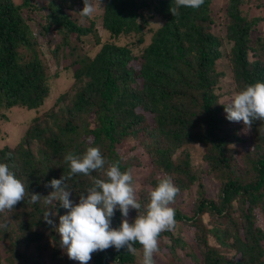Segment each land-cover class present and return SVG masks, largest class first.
Masks as SVG:
<instances>
[{"label": "trees", "instance_id": "1", "mask_svg": "<svg viewBox=\"0 0 264 264\" xmlns=\"http://www.w3.org/2000/svg\"><path fill=\"white\" fill-rule=\"evenodd\" d=\"M242 1L228 0L224 9L237 93L250 84L264 82V32L256 36L255 46L250 37L264 17L243 14ZM96 4L93 15L84 17L85 22L90 20L86 25L68 13L73 9L79 12L84 0H50L43 22H37L32 14L37 8L33 0H0V110L37 108L48 96L52 74L40 56L37 33L44 35L50 29L60 32L63 40L52 51L70 46L68 54L75 55L71 62L77 65L73 91L57 97V110L33 117L16 145L0 148V163L8 165L26 190L24 200L11 211L0 212V232L10 241L12 253L19 254L22 247L29 246H37L40 252L49 245L53 253H59L61 236L43 214L50 207L57 213L51 218L58 226L59 216L69 209L61 207L59 201L53 202L55 207L44 201L55 190L47 186L49 182L69 176L70 164L64 159L68 152L83 155L88 147H99L106 160L103 169L66 180L75 205L80 195H87V189L94 186L95 179L107 180L105 173L117 160L122 172L139 166L137 158L119 154L116 147L132 138L149 153L158 174L147 179L151 189L137 191L141 208L130 206V218L123 217L117 208L111 227L119 228L124 219L134 223L138 215L146 214L151 191L160 179L170 176L179 189L176 197L189 186L198 187L192 216L174 209V228L189 219L195 227L198 250L173 228L160 233L157 253L162 260L153 256L154 264H186L178 255L183 248L195 264H264V228L256 223L254 214L258 208L264 223V121H254L248 130L243 121L237 125L226 118V105L217 92L225 75L224 68L216 65L222 57L221 40L209 31L213 23L210 0H204L198 9L181 6L175 17L169 10L176 6L175 0H97ZM255 6L264 7V0L256 1ZM152 18L162 20V24L151 30L149 43L140 50L144 29ZM96 23L112 40L100 42ZM122 34L136 38L120 44L114 38ZM72 36L77 42L71 44ZM79 42L101 44L90 56L86 50L79 51ZM131 60L139 66L132 67ZM78 82L83 83L77 86ZM146 113L151 114L152 122ZM247 140L249 148L244 145ZM195 144L203 148L205 170L192 166V154L186 146ZM241 146L245 148L242 153ZM202 173H213L220 180L217 199L209 198ZM31 193L41 195L38 202L30 201ZM206 212L216 219L212 225L200 222ZM209 237L218 246L211 244ZM133 247L143 255L139 242ZM22 256L23 264H41L40 258ZM91 260L93 264H142L136 254L114 246L93 252Z\"/></svg>", "mask_w": 264, "mask_h": 264}, {"label": "clouds", "instance_id": "2", "mask_svg": "<svg viewBox=\"0 0 264 264\" xmlns=\"http://www.w3.org/2000/svg\"><path fill=\"white\" fill-rule=\"evenodd\" d=\"M204 0H175V7H170L174 17L181 6L198 9ZM95 11L93 0H84L82 17H91ZM225 106V105H224ZM226 118L230 122L243 121L250 130L254 121H264V82H256L236 93L225 106ZM70 164L69 176L52 179L49 182L55 189L44 201L46 205L55 207L54 201L69 211L59 216L58 226L51 218L56 215L50 207L43 214L44 220L52 225L61 236V245L66 248L70 259L88 264L92 253L114 246L116 249L126 248L135 254L133 244L139 242L143 246L142 264H154L153 254L158 251V237L161 232L171 231L175 226V210L170 205L179 191L170 176L159 180L158 185L150 193V203L144 215H138L134 223L124 219L119 228L111 227L115 210L119 208L123 217H127L129 207L139 210L141 204L135 196L131 170L122 172L120 161L111 164L105 179H95L87 195L81 194L79 203L73 205L66 180L72 175H90L91 172L105 167L106 160L99 147H88L83 155L68 152L64 157ZM26 190L23 182L16 178L5 163H0V212L11 211L18 202L25 199ZM40 194L31 193L30 201L36 203Z\"/></svg>", "mask_w": 264, "mask_h": 264}, {"label": "rangeland", "instance_id": "3", "mask_svg": "<svg viewBox=\"0 0 264 264\" xmlns=\"http://www.w3.org/2000/svg\"><path fill=\"white\" fill-rule=\"evenodd\" d=\"M16 3H20L22 0H13ZM96 1V2H95ZM93 0V3L95 7L97 6V0ZM258 0H243L241 4L242 13L246 14V16H262L264 17V7L257 8L255 6V2ZM50 0H33V3L37 5V8L33 11V15L37 18V22H43V17L47 11H48V5ZM228 0H210L209 8L211 12V18L213 20V23L209 26V31L213 32L215 35H217L221 40V46L220 50L222 51V57L217 60V67L218 68H224L225 75L221 78L218 86L219 89L217 92L221 93L220 102L222 104L227 105L232 99L233 96L237 93L236 91V82L235 78L233 77L231 68H232V55H230V50L232 46V41L227 39L226 35V13L224 11L225 6L227 4ZM83 9V6L79 7V12L76 10H68V13L70 16L75 17L78 22H81L83 24H89L90 20L85 22L86 18L82 17L80 14V10ZM26 11V10H25ZM27 14V11H26ZM79 18H78V17ZM36 22V23H37ZM162 24V20L152 18L149 20L148 28L146 27L144 29L143 36L145 38L144 42L140 44L139 48L140 50L146 46L149 43V40L151 38V34L153 29H155L157 26H160ZM97 26V32L99 35L100 42H105L107 40H112L110 35L107 31L103 30L99 25V23H96ZM35 29L37 32L39 31L36 27L32 28ZM264 32V20L263 22H259L257 26L253 29L251 32V45L255 46V39L257 35H260ZM37 41L41 49V57L43 59L44 64L47 67V71L49 74H52V76L48 79V87L49 92L48 96L45 98L44 102L38 106L37 108L28 109L25 107H11V108H3L0 110V114H2V117H0V148L8 145L10 147H13L18 143V141L21 139L22 135L24 134L25 129L27 128L28 124L32 120L33 117L39 116L44 114L47 111L50 110H57L58 105H55L57 97L64 92H68V90L73 91L72 87L76 83L75 79L73 78V71L76 68V64L72 63L71 61L75 58V55L68 54L70 51V46H66L63 48H60L57 53L53 52L52 50L55 48L56 45L61 44L62 42V34L60 32H57L53 29H50L48 32H46L44 35L37 33ZM90 38V36L88 37ZM136 36L133 34L131 35H120L117 38V42L120 44H125L129 40L135 39ZM72 40H70V43L77 42V39L75 36L71 37ZM100 43V44H101ZM79 44V51H87L90 56H93L95 52L98 50L99 45H92L89 42L86 43H78ZM81 45V46H80ZM134 54L136 53V50L133 49ZM253 51V50H252ZM255 51V50H254ZM253 52H249V59H253ZM259 51V49H258ZM140 52V51H139ZM231 56V57H230ZM132 67L137 68L139 66V62L136 60H131L129 62ZM56 72V75H53ZM83 82H78L77 86L81 85ZM67 101V100H66ZM137 110H140V108H137ZM145 116L147 117V120L149 122H152L151 114L146 113ZM234 124H239V122H234ZM245 146L250 145L249 140H247L244 143ZM117 151L119 154L122 155H132L135 158H137V162L139 163V166L132 168V176H133V186L135 188V196L137 198V191L140 192V190H147L151 189V186L147 182L148 178L157 177L158 171L155 170V167L153 166V163L151 161V157L149 153L143 148L136 140L132 138H127L123 140L121 143L117 144ZM186 148L190 151L192 154L191 163L192 166L199 171L200 169L205 170L206 169V163L202 160L201 155L203 152V148L200 144L195 145H187ZM244 149L242 146L239 147L240 153L244 152ZM179 152V151H178ZM177 152V154H178ZM176 154V155H177ZM205 173V172H203ZM201 174L203 177L204 182V188L208 193L209 198L217 199L218 197V191H219V185L220 180L215 177V174L209 173L206 175ZM197 185L189 186L186 190H183L178 194L174 202L171 203L172 208H176L181 210L184 214L187 216H192L194 214L195 208H196V202L198 199L199 193ZM237 206V203L234 202V208ZM257 215L256 217V223L260 224L264 228L263 223V217L261 215V211L256 208L255 213ZM130 218V216H128ZM213 219L215 217H211L208 212L202 215V218L200 219V222L203 223L205 226H209L213 224ZM174 229H177L175 227ZM179 235L183 237L188 243H192L193 248L198 250V244L195 240V227L191 225V221L189 219L182 220L179 222ZM209 242L211 244H214L218 246V243L215 242L214 238L209 237ZM53 243H51L52 245ZM49 245L46 250V248L41 247L40 252L36 247L29 246L27 248L22 247L20 249L19 254L12 253V247L9 240L4 239L2 233L0 232V264H23V256L26 254L27 257L32 256L33 258H40L41 264H80V261L70 259L67 255V250L63 246L58 249L59 253H56V251L53 253V250L50 248ZM222 248V247H220ZM185 249L178 250L179 257L185 258L186 264H195L188 255H186ZM56 253V254H55ZM227 254H230L226 252ZM56 255V257H52V255ZM136 259L140 260L142 263L143 261V255L140 253L139 250H136ZM59 256L61 257L59 259ZM153 256L157 259V261L162 260V256L160 253L155 252ZM88 264H93L92 260L88 262Z\"/></svg>", "mask_w": 264, "mask_h": 264}]
</instances>
